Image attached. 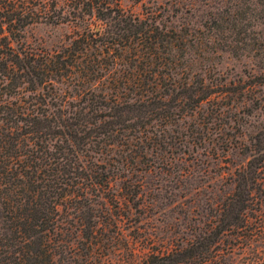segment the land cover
I'll return each mask as SVG.
<instances>
[{
  "label": "trees",
  "instance_id": "trees-1",
  "mask_svg": "<svg viewBox=\"0 0 264 264\" xmlns=\"http://www.w3.org/2000/svg\"><path fill=\"white\" fill-rule=\"evenodd\" d=\"M67 1L73 19L61 10L55 19V1L0 0V264H64L77 238L92 257L108 225L101 212L121 208L118 199L130 207L142 191L155 131L227 93L207 83L185 37L153 13ZM37 23L74 30L54 49L34 47L24 31ZM255 155L232 172L234 190L205 236L123 264L220 261L224 234L248 225L264 199Z\"/></svg>",
  "mask_w": 264,
  "mask_h": 264
},
{
  "label": "rangeland",
  "instance_id": "rangeland-1",
  "mask_svg": "<svg viewBox=\"0 0 264 264\" xmlns=\"http://www.w3.org/2000/svg\"><path fill=\"white\" fill-rule=\"evenodd\" d=\"M51 1L55 19L60 10L74 18L70 2ZM114 1L134 13H153L182 34L198 72L227 93L203 104L194 117L155 131L158 146L146 159L140 194L130 207L118 199L121 208L101 212L108 225L93 240L92 257L87 241L77 238L76 254L64 264H123L155 247L205 236L216 224L219 204L234 190L232 172L255 154L263 159L264 194V143L256 142L264 129V0ZM73 30L71 24L37 23L24 35L34 47L54 49ZM113 183L120 190L119 181ZM252 214L248 225L224 234L223 257L213 264H254L264 257V199Z\"/></svg>",
  "mask_w": 264,
  "mask_h": 264
}]
</instances>
